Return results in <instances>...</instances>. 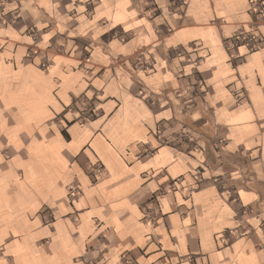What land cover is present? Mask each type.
Instances as JSON below:
<instances>
[{
  "label": "crops",
  "instance_id": "obj_1",
  "mask_svg": "<svg viewBox=\"0 0 264 264\" xmlns=\"http://www.w3.org/2000/svg\"><path fill=\"white\" fill-rule=\"evenodd\" d=\"M250 1L0 0V264H264Z\"/></svg>",
  "mask_w": 264,
  "mask_h": 264
},
{
  "label": "built area",
  "instance_id": "obj_2",
  "mask_svg": "<svg viewBox=\"0 0 264 264\" xmlns=\"http://www.w3.org/2000/svg\"><path fill=\"white\" fill-rule=\"evenodd\" d=\"M187 0H181L182 6L186 5ZM250 12L252 15V25L255 27L252 31H244L240 30L231 39H227L225 41V46L228 49L238 48L240 46H245L249 52H254L260 49L263 46V37L260 31L261 25L264 24V0H251L250 1ZM37 52L35 50H31L28 54L30 58H33ZM145 66V65H144ZM142 67V66H141ZM42 69L48 68V63L44 62L41 64ZM203 80L199 77L195 78L194 83H190L188 89L185 91H177L176 96L182 98L183 95H188L189 99H192L189 94H193L194 97L196 94H200L202 92ZM186 92V93H185ZM73 107L79 113V118L81 121L90 122L95 120L98 117V112L93 105V102H89L85 97H81L78 101L73 103ZM178 136L182 140H189V133L182 131L178 133ZM104 166L102 164H98L96 167L92 169V175L96 178L97 175L103 173ZM202 173L200 170L196 172L197 177H201ZM72 196L77 197L76 192L72 193ZM124 264H132L130 259L124 257Z\"/></svg>",
  "mask_w": 264,
  "mask_h": 264
},
{
  "label": "snow or ice",
  "instance_id": "obj_3",
  "mask_svg": "<svg viewBox=\"0 0 264 264\" xmlns=\"http://www.w3.org/2000/svg\"><path fill=\"white\" fill-rule=\"evenodd\" d=\"M10 119H11V118H10ZM24 143L27 144V143H28V140L25 139V140H24ZM6 147H7V144H6V143H4V144H0V148H6Z\"/></svg>",
  "mask_w": 264,
  "mask_h": 264
}]
</instances>
